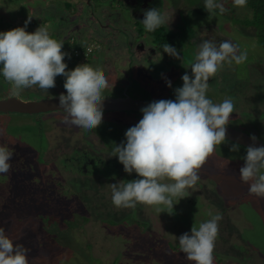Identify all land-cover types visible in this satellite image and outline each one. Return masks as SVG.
Returning a JSON list of instances; mask_svg holds the SVG:
<instances>
[{"label":"rangeland","instance_id":"374dc122","mask_svg":"<svg viewBox=\"0 0 264 264\" xmlns=\"http://www.w3.org/2000/svg\"><path fill=\"white\" fill-rule=\"evenodd\" d=\"M86 2L0 0V31L22 26L31 17L26 31L32 32L38 26L48 28L53 38L64 43L62 48L67 44L65 49L69 56H73L74 51L71 43L88 41L89 45L99 46L96 54L85 56L83 53L78 63L92 66L94 70L102 69L109 87L114 83L112 88L120 94L128 90L132 93L130 98L146 101L174 99V89L182 84L180 77L190 69L203 40L217 44L231 40L242 51H247V60L240 65L224 64L212 76L213 85L208 87L214 86L218 94L207 90L206 95L214 103L232 99L234 111L230 113L227 126L242 129L264 142V50L259 46L254 29L243 25L252 17L245 5H235L234 0H220L226 9L220 13L218 9L207 12L204 0H155L147 9L159 8L177 24L174 34L177 37H167L165 41L174 43L180 59L173 58L156 66L149 59L150 50L145 48L144 63L150 68L143 69L141 42L138 36L136 39V35L140 36L137 31L144 30L142 20H136L125 9H102L106 4L102 5L100 0L88 6ZM147 9L141 10L144 13ZM77 18L79 21L75 22ZM61 19L65 22H57ZM97 23H109L106 33L98 29ZM168 31H164L166 35ZM146 46L154 45L146 42ZM78 67L74 66V70ZM165 79L171 81V87L166 86ZM1 89L5 87L0 83ZM52 91L64 92L63 77H56L55 87L48 91L34 85L14 94V86L8 83L0 99H37L35 94L32 98L26 95L48 96L47 92ZM52 114H0V144L11 148L16 157L12 156L15 163L11 158L9 171L0 174V225L13 241L29 250V264H193L180 249H172L168 244L174 243L175 237L184 233L183 229L188 232L191 226H198L217 212L222 219L218 222L213 264L220 263L215 259L223 260L224 264H264V197L250 194L248 184L238 176L245 148L239 146L238 151H231L233 143L228 141L217 145L199 169V181L186 190V197L173 205L171 214V209L162 204L137 203L134 209L117 208L111 201L109 183L131 180L135 173L126 174L112 156L109 173L112 176L108 181L98 175L79 174L74 169V160L90 155L85 135L80 129L66 127L60 120L61 115ZM125 115L135 114L103 115L102 122L95 128L99 132L92 142L103 156L111 155L112 145L124 139L126 130L119 131L124 120L116 122L118 126L112 120ZM41 116L44 117L37 118ZM108 122L112 124L113 136L105 134L110 132L106 129ZM39 151L43 152L42 164L39 163L42 160L36 158ZM90 151L94 155L92 149ZM216 155L220 159L215 158ZM67 157L70 159L61 162ZM218 174L224 175L217 178H222L221 183L228 190L224 201L220 198L222 194L216 179L212 178ZM162 182L172 181L164 178ZM75 183L87 187L83 201L78 197L82 190ZM129 217L133 219L126 221ZM108 220L117 223L109 224ZM137 223L145 226L138 227Z\"/></svg>","mask_w":264,"mask_h":264},{"label":"clouds","instance_id":"9594fccd","mask_svg":"<svg viewBox=\"0 0 264 264\" xmlns=\"http://www.w3.org/2000/svg\"><path fill=\"white\" fill-rule=\"evenodd\" d=\"M234 4L244 6L246 0H234ZM204 9L226 11L220 0H204ZM30 19L22 26L0 31V81L6 87L12 83L14 94H18L34 85L48 91L55 87V78L62 76L64 92L55 97L66 117L62 123L85 132L95 129L102 122L103 92L109 87L108 78L100 69L86 65L70 69L68 62L78 64V59L69 56L65 47L62 48L64 43L53 38L48 28L38 26L32 32L26 31ZM171 19L172 16L159 8H149L140 22L146 32H153L168 26ZM88 43L80 44L77 49ZM160 48L170 57L180 59V52L174 46L163 43ZM246 60L247 51L231 40L218 44L203 40L190 64V74L185 72L180 77L181 86L174 89V99L155 100L139 109L141 118L126 129L119 144L112 145L108 156H114L126 174L135 173L131 180L109 183L115 207L134 209L137 203L162 204L171 209L167 213L173 212V205L186 197V190L199 181V169L215 147L225 141L226 126L234 111L232 99L214 103L207 97L209 78L224 64L240 65ZM165 84L171 87L167 79ZM249 139L253 143L245 149L238 176L248 184L250 194L264 197V145L256 146L253 135ZM230 150L238 151L239 145L233 143ZM12 155L11 148L0 144V174L9 171ZM164 178L172 182L164 183ZM221 219L218 212L210 214V219L176 237L187 260L193 264H213ZM28 251L22 243L13 241L0 225V264H29Z\"/></svg>","mask_w":264,"mask_h":264},{"label":"flooded vegetation","instance_id":"af4514ba","mask_svg":"<svg viewBox=\"0 0 264 264\" xmlns=\"http://www.w3.org/2000/svg\"><path fill=\"white\" fill-rule=\"evenodd\" d=\"M94 1V0H87L86 2V6L90 5V3ZM101 3L103 2L102 5H105V7H103L102 9L104 8H107V7H110L111 8H115L117 9L118 11H121V10H128L130 13H131V16L134 17L136 20L137 19H140L142 20L143 19V12L141 9H147L149 7V5L154 2L155 0H108L109 3H107L105 0H100ZM114 5V6H113ZM136 12L138 13V15H134L133 13ZM119 14H121V12H119ZM57 23V22H56ZM109 23L106 24V23H103V25L101 23H97V27L99 30H104L103 33H106V30L109 28ZM177 28V24H175V22H172L170 21L169 25L168 26H161L158 28V32H161L162 34H164L167 37H177L175 36V30ZM169 29V31L172 33L170 34V32L168 31L167 33H169V35H166V33L164 32L165 30ZM134 31H136L134 29ZM144 32H146L145 30H142L140 29L139 31H137V33L140 34L139 35H136V39H137V36L139 37L138 42H141V45H139V48L141 47L142 49L140 50L141 53H142V60H143V66L141 68L145 69V68H150L148 66V63H144V57H145V48L149 49L150 50V53H151V56L149 59H152V61L154 62V64L157 66V65H160L161 66V63L162 64H165L166 62H168L169 60H174L172 57H170L168 54L166 53H163L162 49L160 48L161 45L163 43H168L169 45H172L174 46V43L172 41H162L161 42V38L157 35V33H155L154 31L153 32H146L148 34L146 35H143L145 34ZM172 35V36H171ZM146 42L148 43V45H154L153 47H147L146 46ZM74 49V48H73ZM96 49V50H95ZM97 49H99V46H96L92 52L95 53L97 51ZM75 50H78L77 48ZM96 54V53H95ZM160 55H161V58H160ZM105 63V62H104ZM103 63V64H104ZM106 64V63H105ZM77 66H81L79 63L77 64ZM91 68L93 69V67L91 66ZM105 68L106 69H110L109 66L105 65ZM104 69V68H103ZM102 71V69H101ZM187 72L190 74V69L187 70ZM213 78L210 77L209 78V81H208V84H212L213 85ZM0 83L5 87V90L4 89H1L0 90V93H4L6 92V89L7 87L4 85L3 82L0 81ZM182 83V81H181ZM181 85H179L178 87H180ZM208 90L211 92V91H214L215 94H218V91H216L217 89L214 88V86H212V89L211 88H208ZM118 92L117 89L115 88H112L109 87V89L103 94V96H105V99H109V98H123V97H129V94H132L130 93L128 90H126V93L124 94H120L119 95L116 93ZM32 94H35L38 96L37 99H34L32 98ZM61 94V93H60ZM48 96H45V95H39L37 93H30V94H27L26 96L29 97V98H32L30 100H33V101H40V100H43V99H48V98H55L57 95H59V92H56V91H52V92H47ZM134 95V94H133ZM54 114H59L61 115V121H63L66 117H65V114L63 111H58V112H52ZM118 113H133V112H103V115L105 116H111L113 114H118ZM47 115H51V113H46ZM52 114V115H54ZM135 114L134 116L133 115H125L123 118H120V119H115L113 117V123L118 126V124L116 122H120L122 120H124V124L122 126L119 127V131H123V130H126L128 127L134 125L137 121H136V118H141V115L142 114H138V113H133ZM42 115H45V114H42ZM46 115V116H47ZM44 116H41V117H37V118H43ZM64 117V118H63ZM36 118V117H34ZM111 127H112V124L110 122H108L107 124V128L106 129H110V132H105L106 135H111L113 136L112 132L114 130H111ZM235 129H237L236 127H234ZM237 130H241L242 129H237ZM83 134L85 135V143L88 147V152L90 153V155L92 154V156L90 155H85L83 158H80V159H77V160H74L75 163H76V168H74L75 170L77 169L79 171V174H82V175H85V176H95V175H98V176H101L103 179L105 180H109L112 176V174H109L111 169V161H110V157H107L106 155H102V153L100 152V150L95 147V145L93 144L92 142V138L95 137V135L99 132V131H95V129L91 130V131H88V132H85L83 131ZM65 144H68L67 142H65ZM6 145V144H5ZM67 146V145H66ZM45 148V147H44ZM44 148H42L41 150L44 151ZM90 149H92V151L94 152V155L93 153L90 151ZM40 152V155L37 156V160H42L41 159V155L43 154V152L39 151ZM78 152H80V150H78ZM13 157L15 156L14 152H13ZM12 157V158H13ZM16 158V157H14ZM13 158L14 160V163H15V159ZM215 158H219L217 155L215 156ZM68 159H70L69 157H67L66 159H63L61 162L63 161H67ZM220 159V158H219ZM40 164L43 163V160L41 162H39ZM89 166V167H88ZM85 172V173H83ZM218 176H224L223 174H218V175H214L212 176L213 179H216V185H217V188H218V191L222 194V196L220 197L223 201L225 200V196H227L228 194V190L223 187L221 181H222V178L218 179L217 177ZM88 181H86L87 183ZM76 186L79 187V190H82V194L78 197H80V200L83 201L84 199V196H85V193H86V189L87 187H85V185H82L80 186L78 183H75ZM195 194L198 196V194L195 192ZM220 213H222L221 211H219ZM128 217V216H127ZM131 218V217H129ZM128 218V219H129ZM120 220H124V219H120ZM187 227V226H186ZM189 228V227H188ZM184 232H187L185 229H183ZM179 236V235H178ZM176 236V237H178ZM175 237V242L172 243V244H168V246L172 249H179V245H178V241H177V238ZM172 239V237L170 238ZM177 246V247H175ZM235 247V246H234ZM220 261V263L218 264H224V261L221 260V259H215V262H218Z\"/></svg>","mask_w":264,"mask_h":264},{"label":"water","instance_id":"95a60500","mask_svg":"<svg viewBox=\"0 0 264 264\" xmlns=\"http://www.w3.org/2000/svg\"><path fill=\"white\" fill-rule=\"evenodd\" d=\"M149 102L143 99H132L130 97L103 99V112H133L141 114L139 109L146 106ZM63 111L59 108L55 98L43 99L40 101L22 100L19 98H7L0 100V114H21L39 115L52 112ZM225 141L236 143L246 149L253 142L249 139L250 135L233 127L226 126ZM255 145H264V142L257 139Z\"/></svg>","mask_w":264,"mask_h":264},{"label":"trees","instance_id":"16d2710c","mask_svg":"<svg viewBox=\"0 0 264 264\" xmlns=\"http://www.w3.org/2000/svg\"><path fill=\"white\" fill-rule=\"evenodd\" d=\"M245 6L251 10L252 12V17L250 20H246L243 22V25L247 28H253L255 31V37L259 43V46L264 50V0H246V4ZM67 8H69V6H66ZM65 22V20H58L57 22ZM79 19L77 18L75 22H78ZM58 26V23H56ZM159 30L158 28L154 31L155 33H157ZM157 35L161 38V42L166 39V36L164 34H162L161 32L157 33ZM80 40V38H79ZM79 43V41H78ZM76 44L74 46V49L78 48L80 44ZM67 44L64 46L66 47ZM74 66H77V63L72 61L71 65H70V69L74 70ZM58 78H62V76H57ZM264 171V170H262ZM133 219V217L129 218L126 221H129ZM116 220H108L107 222L109 224H116L117 222H115ZM125 220H121V222H124ZM138 225V223H137ZM145 224H141L139 223L138 227H144ZM145 229V228H144Z\"/></svg>","mask_w":264,"mask_h":264},{"label":"built area","instance_id":"2783aa9c","mask_svg":"<svg viewBox=\"0 0 264 264\" xmlns=\"http://www.w3.org/2000/svg\"><path fill=\"white\" fill-rule=\"evenodd\" d=\"M90 43H88L87 45H82L80 47V49L73 51V56H71L72 58L78 59L81 55H83V53L85 54V56H88L90 54H92L95 46L94 45H89Z\"/></svg>","mask_w":264,"mask_h":264}]
</instances>
